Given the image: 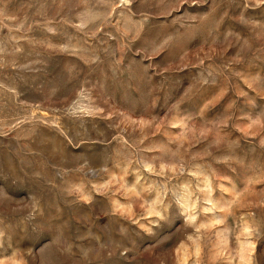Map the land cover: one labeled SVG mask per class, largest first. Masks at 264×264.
<instances>
[{"label": "rangeland", "instance_id": "obj_1", "mask_svg": "<svg viewBox=\"0 0 264 264\" xmlns=\"http://www.w3.org/2000/svg\"><path fill=\"white\" fill-rule=\"evenodd\" d=\"M0 264H264V0H0Z\"/></svg>", "mask_w": 264, "mask_h": 264}]
</instances>
